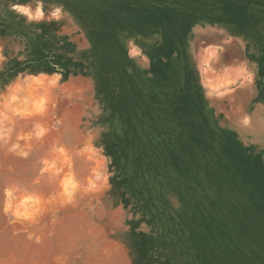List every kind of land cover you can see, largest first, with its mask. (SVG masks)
Returning a JSON list of instances; mask_svg holds the SVG:
<instances>
[{"label": "rangeland", "instance_id": "374dc122", "mask_svg": "<svg viewBox=\"0 0 264 264\" xmlns=\"http://www.w3.org/2000/svg\"><path fill=\"white\" fill-rule=\"evenodd\" d=\"M0 264H264V0H0Z\"/></svg>", "mask_w": 264, "mask_h": 264}, {"label": "clouds", "instance_id": "9594fccd", "mask_svg": "<svg viewBox=\"0 0 264 264\" xmlns=\"http://www.w3.org/2000/svg\"><path fill=\"white\" fill-rule=\"evenodd\" d=\"M24 13H28V8H23L21 9ZM27 79H31V80H36L39 81L41 78L40 77H28ZM22 88L21 83L19 82V79L17 80V82H15L12 85H9V89L10 91H12L13 93L20 91ZM28 90L31 92V85L28 86ZM13 101H19V105L20 106H13V104L11 102ZM28 105H31V111L28 109ZM44 105H45V98L44 97H39V98H34L31 96H26V97H19L15 94L11 95V100L6 104V107L10 108L11 111L13 113H17L20 115H32L35 112H42L44 110ZM4 118L8 119L10 118L8 116L7 113H4ZM39 135H43V130H41L39 133ZM60 151H63V149H60ZM46 165H49V167L51 168H55V163H51L49 164L48 161H45ZM45 170H48L47 168ZM9 195H11V192H9ZM29 202H34V203H39V197L36 196H26L23 201L21 202V206L24 208V211L21 212L20 209L18 208L16 211V215L20 216V215H24V216H30L32 215V213L28 210V207H26V205L29 204ZM10 206V205H9Z\"/></svg>", "mask_w": 264, "mask_h": 264}, {"label": "bare ground", "instance_id": "6f19581e", "mask_svg": "<svg viewBox=\"0 0 264 264\" xmlns=\"http://www.w3.org/2000/svg\"><path fill=\"white\" fill-rule=\"evenodd\" d=\"M14 7H16V8H20V9H21L22 6L19 5V4H15ZM23 8H24V7H23ZM23 8H22V9H23ZM27 8H28V7H27ZM36 11H37V10H36ZM39 12H43V11H42V8H40V10H38V13H39Z\"/></svg>", "mask_w": 264, "mask_h": 264}]
</instances>
